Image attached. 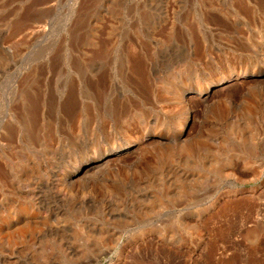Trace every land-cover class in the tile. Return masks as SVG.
I'll return each mask as SVG.
<instances>
[{
  "label": "rangeland",
  "instance_id": "1",
  "mask_svg": "<svg viewBox=\"0 0 264 264\" xmlns=\"http://www.w3.org/2000/svg\"><path fill=\"white\" fill-rule=\"evenodd\" d=\"M263 59L264 0H0V264H264Z\"/></svg>",
  "mask_w": 264,
  "mask_h": 264
},
{
  "label": "bare ground",
  "instance_id": "2",
  "mask_svg": "<svg viewBox=\"0 0 264 264\" xmlns=\"http://www.w3.org/2000/svg\"><path fill=\"white\" fill-rule=\"evenodd\" d=\"M264 60V59H263ZM255 68V67H254ZM254 71V70H253ZM262 73H263V75H264V68L263 69H261L260 70ZM259 72L257 71V74H258ZM214 79V78H213ZM223 79V78H222ZM210 80V79H209ZM211 80H212V78H211ZM261 81V80H260ZM203 82H206V81H203ZM212 83H217V84H219V83H221V79L219 78V79H214V81H212ZM211 82L210 81H207L206 83H205V85H204V87H200V89H197V91L199 92V93H201V92H204V94H206V93H208L209 92V90L211 89L210 87H211ZM201 86V85H200ZM198 88V87H197ZM178 91H177V95H180V96H182V97H184V92L186 91L185 90V88L184 87H179L178 89H177ZM179 93V94H178ZM179 96V97H180ZM185 98V97H184ZM186 100V99H185ZM189 114H186V115H183V119H182V123H181V125H179V126H182V128L180 129V132H178L179 134V137L180 138H183V137H185V134H187V123H188V119H189ZM191 120V119H190ZM193 120V119H192ZM179 122V121H178ZM180 124V123H179ZM177 126V125H176ZM175 127V126H174ZM178 128V127H177ZM176 129V128H175ZM179 129V128H178ZM178 131V130H177ZM177 137V136H176ZM134 140V139H133ZM183 140V139H182ZM134 141H136V140H134ZM131 142V141H130ZM126 143V142H125ZM133 143V142H132ZM137 143V142H136ZM186 143V142H185ZM127 144V143H126ZM128 145V144H127ZM188 145V144H187ZM186 145V147H188ZM130 146V145H129ZM190 147V146H189ZM117 148V147H116ZM121 148V147H120ZM116 150V149H115ZM107 152V151H106ZM107 155V154H106ZM93 157H96V156H93ZM92 157V159H94ZM97 158H99L98 156H97ZM101 158V157H100ZM99 158V159H100ZM109 158H111V157H109ZM107 159V160H109L110 161V159ZM98 159V160H99ZM84 160H86V158L84 159ZM102 160H103V158H101L99 161H96L95 163L96 164H91V163H93L92 161L91 162H88V164H85V163H83L81 166H79V167H77L76 168V172H74V173H70V175H69V177L70 178H73V181H74V178L76 179V177L77 176H79L80 174H85L86 172H88L89 171V169H91V168H95V167H98V166H100V165H102V164H104V162H102ZM113 162V161H112ZM80 164H81V162H79ZM79 163L77 162V164L79 165ZM111 164V163H110ZM106 165V164H105ZM107 166V165H106ZM105 167V166H104ZM71 169H73V168H71ZM99 169H101V167L99 168ZM75 171V170H74ZM68 175V174H67ZM88 176V175H87ZM80 179H81V177H80ZM68 180H70V179H68ZM81 180H83V179H81ZM84 180H85V178H84ZM28 206V205H27ZM22 208H24L23 210H26L27 211V208L26 207H22ZM18 210H21L20 209V207H19V209ZM29 210V209H28ZM29 213H31V212H29ZM27 218V217H26ZM32 221V220H31ZM31 221H28V220H26V219H21V218H18L16 221H14V223L11 225V227H8L7 229H8V232H5V233H7L6 235H8L9 236V238L12 240L14 237L16 238V237H22V236H24V234L26 235H28V234H30V232H31V230H32V228H33V226L34 225H32V222ZM35 229V228H34ZM24 238V237H23Z\"/></svg>",
  "mask_w": 264,
  "mask_h": 264
}]
</instances>
